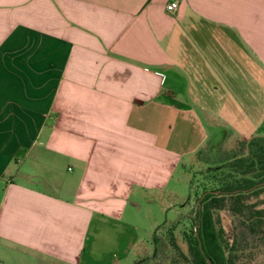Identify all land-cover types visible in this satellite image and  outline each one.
Returning <instances> with one entry per match:
<instances>
[{
	"label": "crops",
	"instance_id": "1",
	"mask_svg": "<svg viewBox=\"0 0 264 264\" xmlns=\"http://www.w3.org/2000/svg\"><path fill=\"white\" fill-rule=\"evenodd\" d=\"M171 1L0 0V264H95L137 191L264 137V0Z\"/></svg>",
	"mask_w": 264,
	"mask_h": 264
},
{
	"label": "trees",
	"instance_id": "2",
	"mask_svg": "<svg viewBox=\"0 0 264 264\" xmlns=\"http://www.w3.org/2000/svg\"><path fill=\"white\" fill-rule=\"evenodd\" d=\"M195 159L204 169L191 173L188 198L180 206L195 202L192 215L155 229L151 255L133 264H207L205 259L236 264L238 254L249 249L248 240L239 242L234 229L228 235L217 217L220 212L238 221L264 249V137L238 142L230 150L208 145Z\"/></svg>",
	"mask_w": 264,
	"mask_h": 264
},
{
	"label": "rangeland",
	"instance_id": "3",
	"mask_svg": "<svg viewBox=\"0 0 264 264\" xmlns=\"http://www.w3.org/2000/svg\"><path fill=\"white\" fill-rule=\"evenodd\" d=\"M183 165L172 174L161 192L137 191V195L130 197L120 220L109 225V234L115 238L117 245L98 244L96 247L101 255L96 258L95 264H133L139 258L150 256V240L155 229L163 224L169 225L179 217L192 215L195 202L191 200L185 207L180 206L188 198L191 173L203 170L204 166L188 160ZM131 202L139 207L131 208ZM217 217L228 235L234 229L239 242L248 240L249 249L238 254L236 264H264V249L257 247L259 243L253 242L255 238L250 237L239 222L227 213L220 212Z\"/></svg>",
	"mask_w": 264,
	"mask_h": 264
},
{
	"label": "built area",
	"instance_id": "4",
	"mask_svg": "<svg viewBox=\"0 0 264 264\" xmlns=\"http://www.w3.org/2000/svg\"><path fill=\"white\" fill-rule=\"evenodd\" d=\"M177 8H178V4L175 0H173L166 5L165 9L168 13H171V12H174Z\"/></svg>",
	"mask_w": 264,
	"mask_h": 264
},
{
	"label": "water",
	"instance_id": "5",
	"mask_svg": "<svg viewBox=\"0 0 264 264\" xmlns=\"http://www.w3.org/2000/svg\"><path fill=\"white\" fill-rule=\"evenodd\" d=\"M261 185H262V184H261ZM206 194H207V193H206ZM206 194H203V195L200 197V199L198 200V204H199L200 200L203 199L204 196H205ZM214 194H218V193H217V192H214ZM195 237H197V233H196V232H195ZM199 247H200V245H199ZM205 260H206V263H207V264H211L210 261H209V259H205Z\"/></svg>",
	"mask_w": 264,
	"mask_h": 264
}]
</instances>
